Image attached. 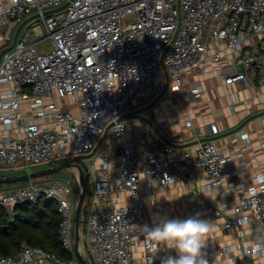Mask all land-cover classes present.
Returning a JSON list of instances; mask_svg holds the SVG:
<instances>
[{
  "label": "built area",
  "instance_id": "1",
  "mask_svg": "<svg viewBox=\"0 0 264 264\" xmlns=\"http://www.w3.org/2000/svg\"><path fill=\"white\" fill-rule=\"evenodd\" d=\"M0 25V127L10 132L0 137V171L81 158L89 188L85 238L96 264H137L138 235L144 264L154 261L140 228L149 225L146 194L192 175H207L226 197L188 205L187 217L199 213L213 225L204 253H216L222 264H264V252L252 254L264 244V173L255 176L259 185L225 186L236 174L228 163L242 152L219 148L201 128L193 147L176 150L156 129L130 134L126 118L153 99L165 72L171 93L200 98L202 84L184 93L185 72L205 73L208 57L220 62L227 52L234 62L218 69L224 86L264 84V0H0ZM46 43L51 49L40 50ZM185 124L193 127L192 119ZM43 199L55 204L60 243L74 259L23 241L16 254L0 255V264H76L69 182L41 177L0 192L6 208ZM218 229L237 240L221 242Z\"/></svg>",
  "mask_w": 264,
  "mask_h": 264
},
{
  "label": "crops",
  "instance_id": "2",
  "mask_svg": "<svg viewBox=\"0 0 264 264\" xmlns=\"http://www.w3.org/2000/svg\"><path fill=\"white\" fill-rule=\"evenodd\" d=\"M233 62L234 55L227 52L220 62L208 57L204 63L207 69L205 73L197 74L192 70L185 72L184 93L195 85L202 84L204 91L200 98L171 93L169 88L172 78L168 73H163L160 78L164 85L153 99L146 105H135L133 111L126 114L129 133L143 135L156 129L176 150H183L195 145L196 130L201 128L204 131V138L214 142L219 148L232 147L234 152H242V156H235L229 161V171H235L236 174L229 175L225 186L240 181L248 185H259L255 176L264 173V148H261L264 142V84L254 83L247 87L238 82L224 86L218 69ZM231 104L235 105L234 109H231ZM189 118L193 121V127L185 124ZM238 131H242L241 135L236 134ZM9 134L10 132L0 127V137ZM247 138L250 139L249 142ZM142 181L143 189L146 191L144 175ZM3 188L4 184H0V192ZM192 188L196 189V194L191 191ZM119 197L127 199L125 193ZM224 199L226 197L220 196L219 190L213 187L212 180L207 175H192L188 182H179L175 185H157L146 194L145 206L149 226L161 217L186 218L188 205L193 201L200 203L210 200L219 204ZM12 208L13 206L8 209ZM81 221L80 251L89 263L96 264L86 243V217L84 219L81 217ZM251 230L256 231V228L251 225ZM211 234V231L207 234L205 242L212 236ZM217 234L223 243L238 238L234 232L223 229H218ZM135 240L138 244L135 262L144 264L146 260L142 236L138 235ZM168 254L175 255V252L161 251L149 264H161V258ZM205 258L208 264H222L216 253L205 254Z\"/></svg>",
  "mask_w": 264,
  "mask_h": 264
},
{
  "label": "trees",
  "instance_id": "3",
  "mask_svg": "<svg viewBox=\"0 0 264 264\" xmlns=\"http://www.w3.org/2000/svg\"><path fill=\"white\" fill-rule=\"evenodd\" d=\"M13 208L14 212H11L0 205V255L16 254L21 243L27 241L55 253L64 261L74 259V255L66 251L60 243V217L54 203L43 199L37 204L21 202L13 205ZM76 260L78 264H82L78 258Z\"/></svg>",
  "mask_w": 264,
  "mask_h": 264
},
{
  "label": "clouds",
  "instance_id": "4",
  "mask_svg": "<svg viewBox=\"0 0 264 264\" xmlns=\"http://www.w3.org/2000/svg\"><path fill=\"white\" fill-rule=\"evenodd\" d=\"M140 228L152 244L154 257L161 251L175 252V255L163 256L161 264H208L204 253L205 237L213 225L199 213L186 218L161 217L153 225L145 224ZM257 252H264V244L253 248L252 254Z\"/></svg>",
  "mask_w": 264,
  "mask_h": 264
},
{
  "label": "water",
  "instance_id": "5",
  "mask_svg": "<svg viewBox=\"0 0 264 264\" xmlns=\"http://www.w3.org/2000/svg\"><path fill=\"white\" fill-rule=\"evenodd\" d=\"M76 170L78 172V182L80 185L79 199L76 203L75 208V253L78 260L82 264H90L83 256L80 251V241H81V212L85 204L87 196V184H86V175L83 166L74 161H66L59 165H53L45 169H40L36 171H30L18 175H0V184H10L18 182H26L35 178L49 177L54 174L61 172L62 170Z\"/></svg>",
  "mask_w": 264,
  "mask_h": 264
},
{
  "label": "rangeland",
  "instance_id": "6",
  "mask_svg": "<svg viewBox=\"0 0 264 264\" xmlns=\"http://www.w3.org/2000/svg\"><path fill=\"white\" fill-rule=\"evenodd\" d=\"M27 26L28 25H26L25 29L19 34V37H21L22 34L26 31ZM34 30H35L36 34L39 35V34L42 33V26L38 24V25H36ZM4 32H5V26L4 25H0V34H4ZM50 49H51V46H50L49 43H46L45 45H42L40 47V50H42V51H49ZM66 160H67L66 158H59L55 162H52V163H43V164H40V165H36V166H34L31 169V171L45 169V168L53 166V165H59V164L65 162ZM80 161H81V158H76L74 162H78L79 163ZM0 173H3V172L0 171ZM18 173H22V172H18ZM52 177L55 178V179H58V180L67 181V182H69L72 185V187L74 189L73 203L76 205L77 200L79 199V193H80V185H79V182H78V172L76 170H73V169L70 170V171L69 170H62L61 172L52 175ZM86 184H87V198H88V193H89L88 189L89 188H88L87 179H86ZM87 198L85 200V204H84L82 212H81L82 219H84L85 217H86V219H88V214L86 212V210H87V202H88ZM76 264H78V262H76Z\"/></svg>",
  "mask_w": 264,
  "mask_h": 264
}]
</instances>
